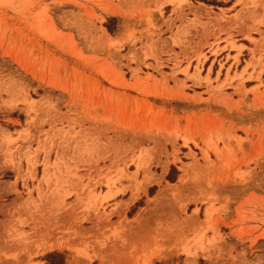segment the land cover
<instances>
[{
  "label": "rangeland",
  "instance_id": "1",
  "mask_svg": "<svg viewBox=\"0 0 264 264\" xmlns=\"http://www.w3.org/2000/svg\"><path fill=\"white\" fill-rule=\"evenodd\" d=\"M52 252L264 264V0H0V264Z\"/></svg>",
  "mask_w": 264,
  "mask_h": 264
},
{
  "label": "trees",
  "instance_id": "2",
  "mask_svg": "<svg viewBox=\"0 0 264 264\" xmlns=\"http://www.w3.org/2000/svg\"><path fill=\"white\" fill-rule=\"evenodd\" d=\"M206 3V0H199ZM107 30L111 32V29L106 26ZM47 264H65L63 261V256L57 252H52L44 257Z\"/></svg>",
  "mask_w": 264,
  "mask_h": 264
},
{
  "label": "bare ground",
  "instance_id": "3",
  "mask_svg": "<svg viewBox=\"0 0 264 264\" xmlns=\"http://www.w3.org/2000/svg\"><path fill=\"white\" fill-rule=\"evenodd\" d=\"M185 167V166H184ZM188 169V168H187ZM184 170V169H183ZM77 264V263H76Z\"/></svg>",
  "mask_w": 264,
  "mask_h": 264
}]
</instances>
